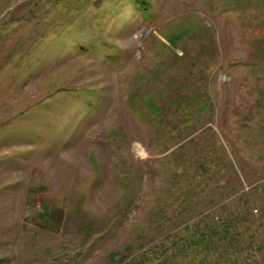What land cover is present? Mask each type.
Masks as SVG:
<instances>
[{"label": "rangeland", "instance_id": "rangeland-1", "mask_svg": "<svg viewBox=\"0 0 264 264\" xmlns=\"http://www.w3.org/2000/svg\"><path fill=\"white\" fill-rule=\"evenodd\" d=\"M143 1L0 0V264H264V0Z\"/></svg>", "mask_w": 264, "mask_h": 264}, {"label": "trees", "instance_id": "trees-1", "mask_svg": "<svg viewBox=\"0 0 264 264\" xmlns=\"http://www.w3.org/2000/svg\"><path fill=\"white\" fill-rule=\"evenodd\" d=\"M143 8L145 3L143 0H135ZM202 221L203 225H198L192 232L189 233L188 245L193 248L191 254L186 256L193 264H211L210 258L214 257V264H229V259L225 262L224 259L229 256L231 243V234L235 229V222L229 221V224L223 223L222 219H218L217 215L208 216ZM217 219V220H216ZM233 224V225H232ZM181 244V240L174 245ZM186 249V248H185ZM180 253L182 249H177ZM178 252V253H179ZM215 255H212L211 253ZM182 254V253H181ZM201 255L198 259L197 256Z\"/></svg>", "mask_w": 264, "mask_h": 264}, {"label": "built area", "instance_id": "built-area-1", "mask_svg": "<svg viewBox=\"0 0 264 264\" xmlns=\"http://www.w3.org/2000/svg\"><path fill=\"white\" fill-rule=\"evenodd\" d=\"M152 30L153 29L149 26L143 27V28L139 29L136 36L138 39L144 40L153 32ZM136 151H137V155H139V156L143 155L144 150L140 146H137ZM255 213H258V211L256 210Z\"/></svg>", "mask_w": 264, "mask_h": 264}]
</instances>
